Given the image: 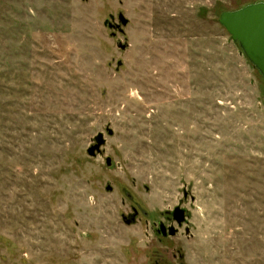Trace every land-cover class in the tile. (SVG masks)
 <instances>
[{"label": "rangeland", "instance_id": "374dc122", "mask_svg": "<svg viewBox=\"0 0 264 264\" xmlns=\"http://www.w3.org/2000/svg\"><path fill=\"white\" fill-rule=\"evenodd\" d=\"M258 1L0 0V264H264V79L219 21Z\"/></svg>", "mask_w": 264, "mask_h": 264}, {"label": "water", "instance_id": "95a60500", "mask_svg": "<svg viewBox=\"0 0 264 264\" xmlns=\"http://www.w3.org/2000/svg\"><path fill=\"white\" fill-rule=\"evenodd\" d=\"M117 18L118 22L115 24V15H111L110 18L105 20L104 24L109 29L120 28L119 31L123 33L124 27L129 23V19L122 11L118 13ZM220 23L231 34L233 40L239 43L244 54L264 78V1L250 3L236 10L223 11L220 15ZM111 34L112 36H116L117 32L113 31ZM118 47L125 50L128 47V43H122L120 41ZM122 64L123 62L121 60L118 61V68ZM112 133L113 131L109 129V134ZM96 141L97 143L88 150V153L92 156H95L96 152H99L101 146L105 143L103 134H99L96 137ZM106 163L108 166L112 165L111 157L106 159ZM107 189L111 191L113 188L109 184L107 185ZM127 195L131 196L130 193H127ZM184 196L185 198L188 196L186 190L184 191ZM187 211V208L181 205H177L173 210L167 211L173 216V220L177 223L178 227L175 225L167 227L161 222L158 231L164 236H175L179 231V227L183 226L185 223L188 224L189 222L186 215ZM136 215L137 213L131 214V216H123V219L127 224H132L136 219ZM128 217H131V219L128 220ZM186 232L190 233L189 226L187 227Z\"/></svg>", "mask_w": 264, "mask_h": 264}, {"label": "flooded vegetation", "instance_id": "af4514ba", "mask_svg": "<svg viewBox=\"0 0 264 264\" xmlns=\"http://www.w3.org/2000/svg\"><path fill=\"white\" fill-rule=\"evenodd\" d=\"M114 23L116 24V20L114 21ZM111 30H112V32H113V31H115V32H117V33L120 32V31H119L120 28H117V29H114V28H113V29H111ZM120 33H121V32H120ZM130 195H131V194H130ZM128 197L132 198V195H131V196L128 195ZM187 197H188V196H187ZM180 205L183 206L182 203H181ZM174 208H175V207H174ZM140 211L143 212V214H145V215L147 214V213H145L146 211H142L141 209H138V208H136V207H134V208H133V212L130 213V216H131V214L137 213V215H136V219L134 218V219H135L134 222L137 220V217H138ZM186 215H187V217H188V211H187V214H186ZM166 217H167L168 221H170V223H171L170 225H166L167 227L172 226V225H174V223H176V222L173 220V216H172L171 214H169L168 212H167V216H166ZM129 219H131V217H130V218L128 217V220H129ZM160 223H161V221L159 222V225H160ZM176 224H177V223H176ZM185 224H186L187 227H188V224H187V223H185ZM159 225H158L157 233H158L159 235L162 236V237H161L162 239L167 238V237H174V236H170V235L164 236L161 232L158 231V230H159ZM187 227L185 228V231H186ZM178 232H179V231H178ZM186 233H187V232H186ZM177 234H178V233H177ZM177 234H176V235H177ZM187 234H189V233H187ZM176 235H175V236H176ZM180 258H183V255H180ZM155 264H163V263H162V261H159V259H156Z\"/></svg>", "mask_w": 264, "mask_h": 264}, {"label": "trees", "instance_id": "16d2710c", "mask_svg": "<svg viewBox=\"0 0 264 264\" xmlns=\"http://www.w3.org/2000/svg\"><path fill=\"white\" fill-rule=\"evenodd\" d=\"M259 2V1H258ZM251 3H255V2H251ZM250 4V3H249ZM220 21V20H219ZM264 79V78H263Z\"/></svg>", "mask_w": 264, "mask_h": 264}]
</instances>
